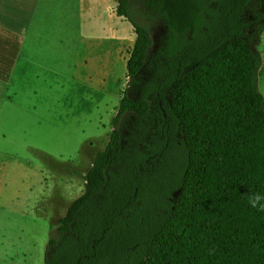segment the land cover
Listing matches in <instances>:
<instances>
[{"label":"trees","instance_id":"1","mask_svg":"<svg viewBox=\"0 0 264 264\" xmlns=\"http://www.w3.org/2000/svg\"><path fill=\"white\" fill-rule=\"evenodd\" d=\"M116 3L128 85L45 264H264V0Z\"/></svg>","mask_w":264,"mask_h":264},{"label":"rangeland","instance_id":"2","mask_svg":"<svg viewBox=\"0 0 264 264\" xmlns=\"http://www.w3.org/2000/svg\"><path fill=\"white\" fill-rule=\"evenodd\" d=\"M259 1L255 0V4ZM114 3L116 0H100L92 9V17L90 11L86 12L81 7L66 10L63 3L55 1L42 3L31 11V15L38 21L68 20L74 24L89 21V18L96 22L101 20L115 26L121 34L128 35L125 25L115 19L118 15L114 14ZM250 8L257 7L252 4ZM146 24L156 47L161 27ZM95 37L93 35L90 41H85L80 29L73 44L69 43V52L57 49L50 65L64 74L70 73L77 65L79 71L77 75L73 72L72 80L53 73L42 74L37 98L19 95L18 100L24 109L17 108L16 118L9 124L13 131L0 141V147L10 155V159H29L32 163L28 166L40 165L42 172L29 171L28 174L35 177L32 185L6 188L11 191L10 196L0 200V264H45L46 245L58 226V219L83 193L88 169L96 154L110 140L113 119L128 85L127 61L135 42L130 37L125 46L118 47V43L111 50ZM256 48L262 57L258 86L264 96V34ZM93 62H98L97 67L92 66ZM29 110L49 117L47 119L58 125V132L51 130L48 121L33 122L32 119L41 117L30 118L25 114ZM24 114L25 118H22ZM2 121L0 118V132ZM21 127L26 128L24 132L18 129ZM79 155L83 156L81 160L77 159ZM60 171L68 177L62 176V181L52 178ZM48 174L51 177L44 181L42 176ZM59 182L60 185L56 186Z\"/></svg>","mask_w":264,"mask_h":264},{"label":"crops","instance_id":"3","mask_svg":"<svg viewBox=\"0 0 264 264\" xmlns=\"http://www.w3.org/2000/svg\"><path fill=\"white\" fill-rule=\"evenodd\" d=\"M53 1L63 3L66 10L81 7L86 12L90 11L91 17L94 14L92 9L100 2V0H0V118H3L0 141L7 138L8 132L13 131L9 124L16 118L17 108L24 109L18 100L20 93L23 98L28 95L31 98L39 96L42 74L53 73L69 77L71 80L73 72L78 74L77 65L71 69L70 73L64 74L52 67L50 63L58 48H61L62 52L65 50L69 52V43L73 44L80 29L85 41H90L91 36L96 35L95 39L107 44L111 50L117 47L118 43L120 45L118 47L125 46L126 35L121 34L119 29L116 30L115 26L111 27L101 20L96 22L89 18V21L74 24L68 20L50 22L32 19L31 11L41 6L42 3H53ZM113 5H115L114 14L117 15V3ZM115 19L125 25L128 33L132 32L134 38L132 42H135L136 33L133 25L124 17L115 16ZM97 65L98 62L92 63L93 67H97ZM71 89H73L72 86ZM25 114L30 118L40 116L41 118L32 119L33 122L39 124L41 121H48L51 130L55 133L58 132V125L47 119L49 117L37 114L33 110H29ZM25 114L22 118H25ZM18 129L24 132L26 128ZM10 158L5 149L0 147V200L4 196H10L11 191L9 192L6 188L20 185L31 186L35 177L28 174L29 171L42 172L40 165H36L34 168L28 166L32 163L29 159L24 158L16 161L15 157ZM78 158L81 160L83 156L79 155ZM62 176L68 177L60 171L55 173L52 178L62 181ZM50 177L51 174H48L46 177L42 176V179L45 181ZM38 179L40 180V178ZM58 185L60 182L56 186Z\"/></svg>","mask_w":264,"mask_h":264},{"label":"clouds","instance_id":"4","mask_svg":"<svg viewBox=\"0 0 264 264\" xmlns=\"http://www.w3.org/2000/svg\"><path fill=\"white\" fill-rule=\"evenodd\" d=\"M247 202L251 208L264 212V193L249 189L246 193Z\"/></svg>","mask_w":264,"mask_h":264},{"label":"bare ground","instance_id":"5","mask_svg":"<svg viewBox=\"0 0 264 264\" xmlns=\"http://www.w3.org/2000/svg\"><path fill=\"white\" fill-rule=\"evenodd\" d=\"M130 37L132 38V40L134 39L132 37V32L131 31L128 33V35H126V41L129 40Z\"/></svg>","mask_w":264,"mask_h":264},{"label":"flooded vegetation","instance_id":"6","mask_svg":"<svg viewBox=\"0 0 264 264\" xmlns=\"http://www.w3.org/2000/svg\"><path fill=\"white\" fill-rule=\"evenodd\" d=\"M162 35V30H161V33H160V36Z\"/></svg>","mask_w":264,"mask_h":264}]
</instances>
